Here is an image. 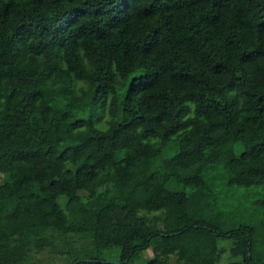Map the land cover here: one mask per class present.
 <instances>
[{
	"label": "trees",
	"instance_id": "trees-1",
	"mask_svg": "<svg viewBox=\"0 0 264 264\" xmlns=\"http://www.w3.org/2000/svg\"><path fill=\"white\" fill-rule=\"evenodd\" d=\"M0 150V264H264V0H0Z\"/></svg>",
	"mask_w": 264,
	"mask_h": 264
},
{
	"label": "rangeland",
	"instance_id": "rangeland-1",
	"mask_svg": "<svg viewBox=\"0 0 264 264\" xmlns=\"http://www.w3.org/2000/svg\"><path fill=\"white\" fill-rule=\"evenodd\" d=\"M0 153H1V150H0ZM262 192H264V190H262ZM244 193H245V190H244ZM253 196L254 195L252 194L251 197H253ZM254 197L264 198V194L261 193V195L254 196ZM223 242H224V240L220 241V243H223ZM208 251H206L204 248L196 247V248L192 249L191 254H192V257H193L194 260L197 257H200V258L206 257L208 259H211L213 251H211V250H208ZM143 254L144 255H149V252L146 251ZM39 258L42 259L43 264H63V263H61L60 258H58V257H52V258L49 259V258H47V256L45 254H43V255H39ZM229 259H230V257L228 256V252L224 251V252L221 253V256H220L218 262L220 264H222V263H225ZM78 264H94V263L80 262Z\"/></svg>",
	"mask_w": 264,
	"mask_h": 264
},
{
	"label": "water",
	"instance_id": "water-1",
	"mask_svg": "<svg viewBox=\"0 0 264 264\" xmlns=\"http://www.w3.org/2000/svg\"><path fill=\"white\" fill-rule=\"evenodd\" d=\"M112 264H117V261H110Z\"/></svg>",
	"mask_w": 264,
	"mask_h": 264
}]
</instances>
